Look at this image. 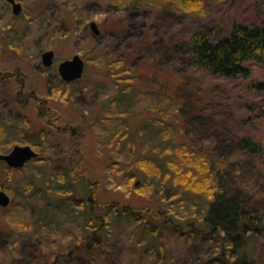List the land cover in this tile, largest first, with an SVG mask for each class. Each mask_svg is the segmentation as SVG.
I'll list each match as a JSON object with an SVG mask.
<instances>
[{"label": "trees", "instance_id": "1", "mask_svg": "<svg viewBox=\"0 0 264 264\" xmlns=\"http://www.w3.org/2000/svg\"><path fill=\"white\" fill-rule=\"evenodd\" d=\"M107 3L110 11L106 9L105 12L117 14L124 11L127 19L131 18L133 11L145 9L156 14L177 12L183 16L200 9L197 0H109ZM37 7L42 12L38 24L47 21L54 31L61 33L59 38L68 39L74 34L77 22L68 1L63 2L62 18H56L54 14L59 10L48 7L46 3L39 2ZM123 19L116 20L117 25H113L121 32L115 45L111 46L115 57L107 58L106 63H101L105 61L102 56L96 59L98 62L95 61L105 69L100 68L113 90L110 92V88L98 84L89 92L99 98L100 112L113 113V116L100 113V118L109 124H104L107 129L99 125L106 132L105 142L109 146L116 144L114 149L119 153L118 145L126 142L130 143L128 154L135 143L141 149L136 166H128L127 169L109 166L114 173L121 172L124 177L125 181L117 186L123 185L129 196L150 197L155 194L159 202H168L169 206L163 211L150 207L138 210L118 201L102 202L97 199L100 183L90 181L87 171L78 174L77 166L58 169L48 178L42 177L43 183L39 184L30 172V167L36 168L32 166L34 162L41 159L39 155L17 169L1 161L7 178L13 171L29 172L19 190L20 196L27 200L28 205L38 204L40 209L33 218L22 222L12 220L8 214L0 215V264H23L25 252L36 254L42 246L46 247L41 238L55 236L58 230L66 228L65 236L55 239V246L47 249L50 261L43 259L39 263L62 264L58 262L60 254L68 260L81 248L91 251L99 247L110 226L123 218L126 221L133 218L138 223L137 227H142L140 242L144 233L149 232V244H153L160 234V227L171 224L172 228L185 233L189 243L195 245L199 242L206 246L202 262L255 264L252 243L258 236L264 238V178L263 183L243 180L240 171L245 162H252L257 169L263 170L264 146L250 134H243L234 140L236 154L220 156L209 162L204 153V143L192 136L193 131L201 133L202 137L207 132L203 124L191 119L195 108L188 104L194 103V99L188 95H174L183 83L181 73L174 67L179 63L180 69L185 71L226 79H248L251 75L248 63L255 62L264 68V11L261 23L233 22L224 37H216L210 26L187 29L178 36L166 31L169 34L166 43L163 41L165 36L158 34V37L148 39L145 35L140 41H131L127 51L126 46L119 50L126 59L114 52L116 45L122 44L123 33L129 30V23L123 25ZM127 34L132 35L129 31ZM136 48L138 51L143 48L151 50L148 55L140 57L141 61L146 59L137 68L141 73L138 77L127 66L128 60L135 59ZM83 57L87 68L91 60ZM161 63L168 64V68L162 70ZM0 75L6 78L9 73L0 69ZM163 77L171 80L163 81ZM72 84L58 79L51 92L53 95L69 94L68 87ZM253 86L257 93L264 94V81ZM143 87L145 95L149 89L154 90V94L150 96L146 111L136 113L133 107L138 103L137 96L142 94L140 90ZM195 105L198 107L200 104ZM29 126L25 115L16 113L5 117L0 114V153H7L15 143L39 148L45 138L43 131L32 132ZM113 139L116 140L113 142ZM226 166H230L231 171H226ZM1 185L3 187L4 183ZM79 193L86 196L79 197ZM65 241L68 248L63 254L61 246ZM262 259L261 264H264V257Z\"/></svg>", "mask_w": 264, "mask_h": 264}, {"label": "rangeland", "instance_id": "2", "mask_svg": "<svg viewBox=\"0 0 264 264\" xmlns=\"http://www.w3.org/2000/svg\"><path fill=\"white\" fill-rule=\"evenodd\" d=\"M16 1L21 4V11L18 14L12 13L11 4L6 0H0V69L9 73L6 78L0 75V114L5 117L16 113L25 115L29 120L30 131H43L42 136L45 138L39 148L29 144L41 157L34 162L35 165H32L36 168L30 167L32 175H35L37 182L42 184V177L48 178L64 167L77 166L78 174L87 171L90 181L100 183L98 200L118 201L138 210H144L145 207L156 211L165 210L169 206L168 202H159V197L155 194L150 197L127 195L123 185L117 186L118 183L125 181L122 173L118 171L114 173L109 167L116 165L127 169L128 166H136V160L141 154L139 144L136 146L135 143L133 150L128 154L129 142L118 145L120 153L114 149L117 148L116 144L113 147L105 142L106 132L101 127L104 128V124H107L106 126L109 124L100 116L106 113L108 114L106 116H113V113L100 112L99 98L93 97L89 92L98 84L110 88V92L113 90L111 82L101 70L105 69L100 67L102 62H107V58L115 57L111 46L115 45L121 32L113 25H117L116 20L122 18L125 21L123 25L126 26V23L130 25L128 31L132 35L127 34L128 31L123 33L122 44L116 45L114 50L118 57L126 59L119 50L126 46L127 51L131 41H140L145 35L148 39L159 35L165 36L163 41L166 43L169 38L166 31H172L178 36L187 29H202L210 26L216 37H224L229 33L233 22L261 23L264 0H197L200 3L199 11L187 16L177 12L156 14L145 9L133 11L130 19H127L124 11L117 14L105 12L109 8L107 3L109 0ZM66 1L73 8L74 20L77 22L74 34L68 39L59 38L61 33L54 31L53 26L47 21L38 24L42 12L37 7L39 2L46 3L48 7L59 10L54 14L56 18H62L64 12L62 5ZM91 21H95L98 25L100 30L98 38L89 28ZM46 50L54 51L53 62L49 66L43 65L41 61V53ZM134 52L135 59L128 60L127 66L138 77L141 73L137 68L146 59L141 61L140 57L143 54L148 55L151 50L143 48L138 51L136 48ZM74 54L80 55L85 64L86 60L83 56L91 60L88 67H84L85 76L72 81L73 84L68 87L69 94L67 92L65 95H53L51 92L53 85L55 81L61 79L57 71L59 62L71 58ZM101 56L105 61L102 60L97 65L96 59ZM247 65L251 70L248 79H226L198 71H185L180 69L179 63L175 64L174 68L181 73L183 83L174 95H188L194 99V103L188 104L189 107L194 105L195 108L191 112V119L193 122L203 124L207 132L202 137L201 133L193 131L192 136L204 143V153L209 162L220 156L236 154L234 140L243 134H250L264 146V94L257 93L253 86L256 82L264 81V68L255 62ZM159 66L162 70L168 68L166 63H161ZM167 79L162 78L167 82L171 80ZM141 90L142 94L139 93L137 96L138 103L133 107L136 113L146 111L150 104V96L154 94V90L149 89L146 95L144 87ZM169 91L168 89V93ZM195 103L200 105L197 107ZM106 126L104 129H107ZM38 138L42 140V137ZM115 140L113 139V142ZM2 162L0 161V186L3 183L4 186L0 187V190L9 195L11 202L7 206H0L1 217L3 214H8L12 220L21 222L33 218L40 206L28 205L19 191L29 172L13 171L7 178L4 176ZM115 162L119 164H114ZM226 171H231L230 166H226ZM240 175L243 180L250 182L257 180L263 183L264 168L260 170L252 165V162H245ZM78 196H86V194L79 193ZM137 225V221L133 218L129 221L124 218L118 220L104 234L99 247L91 251L81 248L79 253H73L68 260L60 254L58 262L62 264H218L202 262L205 260L203 256L206 246L199 242L195 245L189 243L185 233L178 228H172L171 224L160 227V234L155 240L152 239L153 244H149V232L144 233L142 242L139 241L142 227L138 228ZM66 232H68L66 228H61L55 236L47 235V239L41 238V242L47 244L46 247L42 246L43 248L36 254L25 252L23 264H39L41 260L48 259V247H54L56 241L63 238ZM68 242L69 245L72 244L70 239ZM63 245L61 252L64 254L68 248L67 241ZM252 245L255 247V264H261L264 257V238L256 237Z\"/></svg>", "mask_w": 264, "mask_h": 264}, {"label": "water", "instance_id": "3", "mask_svg": "<svg viewBox=\"0 0 264 264\" xmlns=\"http://www.w3.org/2000/svg\"><path fill=\"white\" fill-rule=\"evenodd\" d=\"M11 4L12 13L18 14L21 11V4L16 0H6ZM89 28L95 36L100 34V30L95 21L89 22ZM54 51L46 50L41 53L43 65L49 66L53 62ZM85 62L83 58L74 54L71 58L62 60L57 66V71L62 80L72 82L82 77ZM38 152L29 144H15L7 153H0V161H3L8 167L22 168L29 160L37 157ZM138 183V182H137ZM136 183V184H137ZM11 202L9 195L0 190V206H7Z\"/></svg>", "mask_w": 264, "mask_h": 264}]
</instances>
